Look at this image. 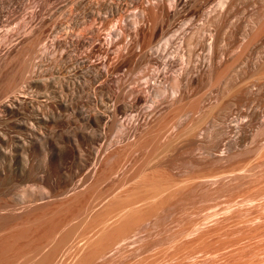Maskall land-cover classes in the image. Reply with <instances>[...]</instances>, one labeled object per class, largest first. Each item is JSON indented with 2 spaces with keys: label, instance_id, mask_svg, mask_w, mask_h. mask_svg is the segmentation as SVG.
<instances>
[{
  "label": "bare ground",
  "instance_id": "6f19581e",
  "mask_svg": "<svg viewBox=\"0 0 264 264\" xmlns=\"http://www.w3.org/2000/svg\"><path fill=\"white\" fill-rule=\"evenodd\" d=\"M23 2L29 19L0 56V264H102V228L165 198L129 194L158 171L203 195L233 187L194 230L264 224L232 209L264 199L251 185L264 165V0ZM115 195L127 201L102 223Z\"/></svg>",
  "mask_w": 264,
  "mask_h": 264
},
{
  "label": "rangeland",
  "instance_id": "374dc122",
  "mask_svg": "<svg viewBox=\"0 0 264 264\" xmlns=\"http://www.w3.org/2000/svg\"><path fill=\"white\" fill-rule=\"evenodd\" d=\"M22 2L23 0H0V56L3 54L4 49L7 48L8 43V46L18 43L19 37L22 34L20 32L23 30V22L29 19L32 5H26ZM2 12L3 14H1ZM59 18L62 20H59ZM58 21L65 24L66 17L63 15L58 16ZM3 35L9 36L7 42L2 41ZM262 167H264V165L257 169L256 177L251 178L255 180L251 183L255 191L256 189L258 190V188L260 191H264V169ZM261 168L262 171H259ZM41 172V163L35 161L33 164L32 176L28 180L30 182H26L23 185L31 189H35V187L37 189L38 186H40L39 177L42 175ZM261 173H263V175ZM161 175H163V177ZM153 176L154 178H152ZM159 178L160 180H158ZM146 183L147 186L139 185L137 186L138 189L135 187L129 192V194L132 195V197L130 195L131 199L138 197V195L139 197L142 196V194L144 195L151 188L166 190L167 194H165L166 196L164 195L165 198H160L158 200L159 202L157 201V205L152 206V204L142 208L136 212V214L132 215L134 218L131 216V218H127V220H121L122 222L118 221L117 223L119 225H117V223L110 225L105 228V231L104 228H102V250L101 248H98V250L94 248L92 250L96 252L102 251V256L106 253L102 258V264H264V224L235 223L220 226L200 225L195 230L190 225L193 220L199 218L196 212L214 203L215 201L213 199L215 196L229 195L232 193L234 190L233 187H229L231 188L229 191H226L227 189L224 188L220 189L217 193L214 192L209 195H203L196 192V190L190 186H177V182H173L170 175L164 171H158L150 175ZM253 184L256 185L253 186ZM109 187V182L104 183L102 185V192L106 191ZM127 198L121 200L115 195L108 199L102 205V213H100L102 214V223L108 216H114L117 213L116 211L121 208L120 206L124 205L123 202L127 201ZM255 199L256 203L253 202V204L256 205L254 207L247 204L235 206L236 201L233 202L232 204L234 205H232V209H240H237L240 213H236L234 218L248 219L255 215L259 217L263 215L264 221V199H260V197H256ZM258 199L259 202L257 204ZM217 201L222 202L223 199H218ZM241 205L242 207L244 205V207L242 208ZM259 205H262V207ZM20 206L22 205H17L16 208ZM118 207L120 208L118 209ZM219 207H226V205L220 203ZM248 207L250 208L248 209ZM251 211L254 213H251ZM1 212L0 214L3 215L5 210ZM260 213L262 214L260 215ZM100 214L98 215L99 217L101 216ZM95 218H98L97 215ZM142 220H148L150 223L148 225L142 224L143 226H138L139 229H137L135 226L139 225ZM124 231L127 234L132 231H139L140 233L133 244L121 245L120 247L122 248L117 247V249H113L110 252V250L114 248H111V246L114 245L116 238ZM109 248L110 250L107 251Z\"/></svg>",
  "mask_w": 264,
  "mask_h": 264
}]
</instances>
